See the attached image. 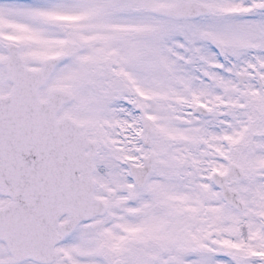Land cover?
Listing matches in <instances>:
<instances>
[{"label": "snow or ice", "instance_id": "6c2138e0", "mask_svg": "<svg viewBox=\"0 0 264 264\" xmlns=\"http://www.w3.org/2000/svg\"><path fill=\"white\" fill-rule=\"evenodd\" d=\"M0 264H264V0H0Z\"/></svg>", "mask_w": 264, "mask_h": 264}]
</instances>
